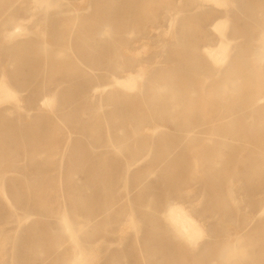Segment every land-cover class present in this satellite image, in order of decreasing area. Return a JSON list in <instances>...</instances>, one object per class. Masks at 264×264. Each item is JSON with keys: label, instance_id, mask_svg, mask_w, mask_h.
Segmentation results:
<instances>
[{"label": "rangeland", "instance_id": "obj_1", "mask_svg": "<svg viewBox=\"0 0 264 264\" xmlns=\"http://www.w3.org/2000/svg\"><path fill=\"white\" fill-rule=\"evenodd\" d=\"M50 1L0 0V264H264V0Z\"/></svg>", "mask_w": 264, "mask_h": 264}, {"label": "bare ground", "instance_id": "obj_2", "mask_svg": "<svg viewBox=\"0 0 264 264\" xmlns=\"http://www.w3.org/2000/svg\"><path fill=\"white\" fill-rule=\"evenodd\" d=\"M40 1L41 0H34L35 3L40 2ZM42 1H43V3H50L51 2L50 0H42ZM131 1H132V4L134 5V10H136V0H130V2ZM205 2H213L216 4V6H218V5L222 6L224 4H227L226 0H205ZM218 8H220V7H218ZM129 11H131V10H129ZM120 12H121L120 13L121 16H123V17L126 16L125 13L127 12V8L126 9H120ZM133 16H134V13H133ZM13 17H15V16H13ZM13 17H11V19L9 20L8 24L5 27L4 34L2 36V40L4 42H12L14 40V37L23 34L24 30L26 29L25 25L20 23L19 20H15L16 18H13ZM213 27H214V31H215V29H216V31H218L219 36H220V41L216 47H209L206 50V54H207V57L211 60V63L216 66V65H220V64L225 63L229 59V56H230V54H229L230 42L227 38L229 24H228L227 20H219V21H216L215 23H213ZM35 32H36L37 36L41 37V38H47V37L52 35V33L49 31V28L45 22L37 24V26L35 28ZM129 35H130V33L128 32V36ZM261 47H262V55H263L262 59L264 60V35H263ZM115 56H117V60H118V57H121V56H122V59H124L125 61L130 60L128 57L127 46L126 45H124L122 47L119 46L118 49L115 51ZM120 62H123V61L115 62L114 65L111 67V71H114L112 74H114L116 72L124 73V75L122 77L121 76L116 77L115 82H119L122 86H124L127 89H130L132 91H136V88H138L140 86V84L143 80V75L138 74L136 76V75H134V73L132 71L127 72L123 68V65L120 64ZM158 91H159V89H158ZM252 94L256 95V92L254 91V92H252ZM10 100H18L19 101L18 93L15 90V88L12 85H10L9 80L5 77V78L0 80V101H7L8 102ZM262 128L264 129V127H262ZM167 210H168L167 212H168L169 219L172 221V223L175 225V227L178 229V231H181L182 234L186 235L190 241L196 242L198 240V238H200L202 236L203 227L197 222V220L189 212H187V210L183 206L168 202L167 203ZM68 234H71V233H68ZM183 239L185 240L184 237H183ZM185 242H187V240ZM188 245L190 246V244H188Z\"/></svg>", "mask_w": 264, "mask_h": 264}]
</instances>
